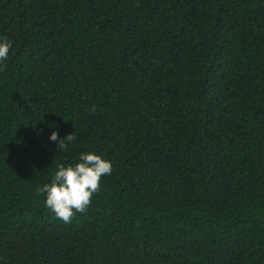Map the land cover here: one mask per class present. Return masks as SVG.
Instances as JSON below:
<instances>
[{
	"label": "trees",
	"instance_id": "16d2710c",
	"mask_svg": "<svg viewBox=\"0 0 264 264\" xmlns=\"http://www.w3.org/2000/svg\"><path fill=\"white\" fill-rule=\"evenodd\" d=\"M2 36L0 264H264V0H0ZM83 152L113 171L66 224Z\"/></svg>",
	"mask_w": 264,
	"mask_h": 264
},
{
	"label": "clouds",
	"instance_id": "9594fccd",
	"mask_svg": "<svg viewBox=\"0 0 264 264\" xmlns=\"http://www.w3.org/2000/svg\"><path fill=\"white\" fill-rule=\"evenodd\" d=\"M13 41L6 36L0 37V66L5 65ZM2 70V67H0ZM76 140V134H68L63 139L57 131L50 135V141L57 142L59 149L67 150L68 144ZM113 166L94 152H83L79 162L65 166L60 164L50 183L40 191L46 193V206L55 213L57 219L71 223L76 213H86L94 194L100 191L101 178L111 175Z\"/></svg>",
	"mask_w": 264,
	"mask_h": 264
}]
</instances>
